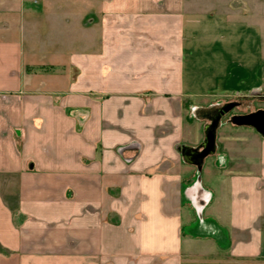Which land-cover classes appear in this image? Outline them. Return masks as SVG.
<instances>
[{
  "label": "crops",
  "instance_id": "crops-1",
  "mask_svg": "<svg viewBox=\"0 0 264 264\" xmlns=\"http://www.w3.org/2000/svg\"><path fill=\"white\" fill-rule=\"evenodd\" d=\"M32 1L0 0V264H264L234 122L264 111V0H69L46 30Z\"/></svg>",
  "mask_w": 264,
  "mask_h": 264
},
{
  "label": "water",
  "instance_id": "water-1",
  "mask_svg": "<svg viewBox=\"0 0 264 264\" xmlns=\"http://www.w3.org/2000/svg\"><path fill=\"white\" fill-rule=\"evenodd\" d=\"M234 122L238 125L249 126L255 129V131H257V133H259L262 137H264V111H259L254 114L236 117L234 119ZM208 142H209V146L205 151V153H203L201 156L206 155L213 148L214 145L213 131L208 134Z\"/></svg>",
  "mask_w": 264,
  "mask_h": 264
},
{
  "label": "rangeland",
  "instance_id": "rangeland-1",
  "mask_svg": "<svg viewBox=\"0 0 264 264\" xmlns=\"http://www.w3.org/2000/svg\"><path fill=\"white\" fill-rule=\"evenodd\" d=\"M50 0H38V3H37V5L32 1V3L34 4V5H36V7L37 8H39V9H47L48 10V13H47V16H46V19H45V21H44V24H43V29L44 30H46L47 28V25H50V22H49V19H50V13H53L54 11H57V9H61V7H63L64 8V10H66L67 8L68 9H71L72 7L70 6L71 4H69V0H51L50 2H49ZM96 0H80V5L82 6H86L88 3L89 4H93L94 2H95ZM49 3H52V5L50 4L49 5ZM79 5V4H78ZM79 5V6H80ZM78 6V7H79ZM75 8H77V7H75ZM62 75V74H61ZM74 76L75 75V72H73V73H70L69 74V76ZM227 117L225 116V117H223V119L225 120ZM208 193H206V197L207 198H209L208 197ZM185 199H186V196H185Z\"/></svg>",
  "mask_w": 264,
  "mask_h": 264
}]
</instances>
